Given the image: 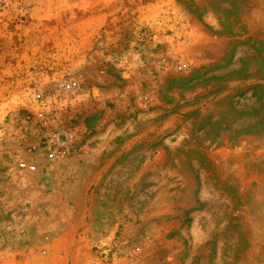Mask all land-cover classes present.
Returning <instances> with one entry per match:
<instances>
[{"label": "rangeland", "instance_id": "rangeland-1", "mask_svg": "<svg viewBox=\"0 0 264 264\" xmlns=\"http://www.w3.org/2000/svg\"><path fill=\"white\" fill-rule=\"evenodd\" d=\"M0 264H264V0H0Z\"/></svg>", "mask_w": 264, "mask_h": 264}, {"label": "built area", "instance_id": "built-area-1", "mask_svg": "<svg viewBox=\"0 0 264 264\" xmlns=\"http://www.w3.org/2000/svg\"><path fill=\"white\" fill-rule=\"evenodd\" d=\"M57 145L61 146V148H65V149H68L71 142L69 140V138L66 137V140L65 141H62V142H59L58 140H56L55 142Z\"/></svg>", "mask_w": 264, "mask_h": 264}]
</instances>
